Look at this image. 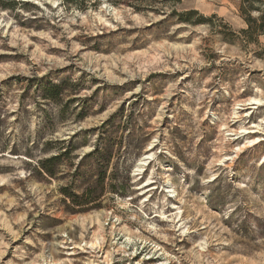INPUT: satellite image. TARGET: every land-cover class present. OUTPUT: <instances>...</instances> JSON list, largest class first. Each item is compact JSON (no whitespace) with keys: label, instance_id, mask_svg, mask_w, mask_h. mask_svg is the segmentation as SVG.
<instances>
[{"label":"rangeland","instance_id":"rangeland-1","mask_svg":"<svg viewBox=\"0 0 264 264\" xmlns=\"http://www.w3.org/2000/svg\"><path fill=\"white\" fill-rule=\"evenodd\" d=\"M21 2L0 9V264H264V35L241 0ZM96 151L100 208L72 214Z\"/></svg>","mask_w":264,"mask_h":264},{"label":"trees","instance_id":"trees-1","mask_svg":"<svg viewBox=\"0 0 264 264\" xmlns=\"http://www.w3.org/2000/svg\"><path fill=\"white\" fill-rule=\"evenodd\" d=\"M66 5L71 8H76L81 11H85L90 7L95 6L97 3L103 0H62ZM114 6H127L137 8L139 6L147 5L150 0H104ZM157 1V0H155ZM21 0H0V9L4 11L12 10ZM22 3V2H21ZM240 15L247 24V29L242 30L241 34L245 37L248 43L258 42L260 36L264 35V0H241L240 3ZM176 17L180 19L182 23H188L192 25H203L208 22V19L199 15L197 11H190L186 13H177ZM196 18V20H194ZM67 82L61 84L55 83H40L38 85L39 92L42 93V98L46 101H50L56 105H59L64 98V93L67 90ZM107 124V123H106ZM62 145L65 142H57ZM99 154V152H92L85 155L78 167L76 168L75 175L76 182L69 186L62 188L61 192L65 198L71 201L70 212L72 214L86 213L94 209L100 208L98 203L101 193L98 191V184H101L104 178V174L98 179L95 172L102 173L103 166L98 165L96 168L87 165V171H83L85 161L89 160L92 156ZM112 155V154H111ZM67 156V151H63L57 154H53L50 157L40 158L36 161L37 169L41 175L54 179L58 174L62 159ZM31 159V158H30ZM110 160V153H108L107 160ZM33 160V159H32ZM98 160V159H97ZM109 162V161H108ZM84 163V164H83ZM98 174V173H97ZM97 179L94 178V176ZM114 177V176H113ZM82 181L87 183L88 187L79 195L76 190L77 182ZM114 191L118 192V187L112 185ZM122 192V191H120Z\"/></svg>","mask_w":264,"mask_h":264}]
</instances>
